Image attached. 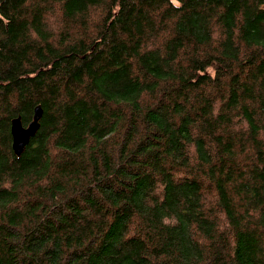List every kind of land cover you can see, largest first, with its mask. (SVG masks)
Returning <instances> with one entry per match:
<instances>
[{"label": "trees", "instance_id": "16d2710c", "mask_svg": "<svg viewBox=\"0 0 264 264\" xmlns=\"http://www.w3.org/2000/svg\"><path fill=\"white\" fill-rule=\"evenodd\" d=\"M0 264H264V0H0Z\"/></svg>", "mask_w": 264, "mask_h": 264}, {"label": "water", "instance_id": "95a60500", "mask_svg": "<svg viewBox=\"0 0 264 264\" xmlns=\"http://www.w3.org/2000/svg\"><path fill=\"white\" fill-rule=\"evenodd\" d=\"M42 113V106L37 105L34 110L33 119L29 124L25 125L20 116L12 120L13 149L17 155L23 153L26 145L30 142V138L36 134L40 126L39 121Z\"/></svg>", "mask_w": 264, "mask_h": 264}]
</instances>
